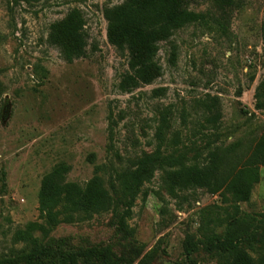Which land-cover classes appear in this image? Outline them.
<instances>
[{"label": "rangeland", "instance_id": "374dc122", "mask_svg": "<svg viewBox=\"0 0 264 264\" xmlns=\"http://www.w3.org/2000/svg\"><path fill=\"white\" fill-rule=\"evenodd\" d=\"M125 1L0 0V264L29 250L21 233L42 237L41 180L59 164L70 168L66 181L100 176L108 188L116 172L157 147L189 162L215 149L238 166L264 133V106L255 107L264 82V0H234L225 12L217 0H188L200 19L159 41L160 74L129 90L120 84L131 54L108 40L103 14ZM73 10L85 23L87 55L68 61L51 33ZM233 219L264 233V167L247 202H223L204 187L172 188L158 171L135 200L131 236L105 212L59 223L47 240L64 250L151 254V264H220L199 242L222 235ZM255 252L264 260V244Z\"/></svg>", "mask_w": 264, "mask_h": 264}, {"label": "trees", "instance_id": "16d2710c", "mask_svg": "<svg viewBox=\"0 0 264 264\" xmlns=\"http://www.w3.org/2000/svg\"><path fill=\"white\" fill-rule=\"evenodd\" d=\"M216 4L225 12L234 5V0H217ZM103 14L108 21V40L120 48L126 46L131 54L130 72L120 84L124 90L156 78L161 70L156 62L157 43L170 38L178 28L200 19V15L189 9L188 0H126L121 5L104 8ZM84 25L77 10L52 25L51 37L61 46L68 61L87 55ZM1 90L0 82V97ZM256 96L255 107L260 109L264 106V82L257 88ZM218 118L214 115L208 121L215 125ZM199 156L195 152V158L189 162L184 154H166L157 147L143 154L132 169L116 172L108 188L100 176L92 177L83 185L66 181L69 166H55L42 177L38 193L39 214L44 220L38 226L42 237H34L30 231L21 233L30 248L7 264H151V254L138 259L117 256L108 247L64 250L55 239L47 240V237L59 223L105 212L116 216L119 233L131 236L133 230L127 220L135 200L143 185L158 171L163 172L164 182L172 188L204 187L211 193H219L223 202H247L259 180L260 168L264 167V133L238 166L215 149L209 150L204 161ZM199 244L220 264H264V260L256 261L251 255L256 253V247L264 244V233L260 236L250 233L238 219L229 221L222 235H208Z\"/></svg>", "mask_w": 264, "mask_h": 264}]
</instances>
